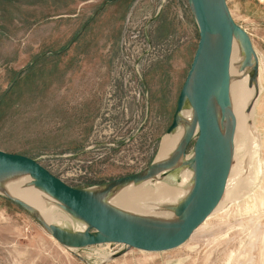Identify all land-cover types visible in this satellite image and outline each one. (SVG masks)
Masks as SVG:
<instances>
[{"label":"rangeland","instance_id":"obj_1","mask_svg":"<svg viewBox=\"0 0 264 264\" xmlns=\"http://www.w3.org/2000/svg\"><path fill=\"white\" fill-rule=\"evenodd\" d=\"M225 1L250 39L256 77L243 129L236 133L235 120L231 125L221 209L172 250L121 244L68 250L0 197V264H264V0ZM197 43L187 0H0V151L30 158L80 190L148 169L172 124ZM166 177L160 182L177 191L169 210L189 182ZM154 183L140 186L153 190ZM57 209L66 221L52 225L84 230Z\"/></svg>","mask_w":264,"mask_h":264},{"label":"water","instance_id":"obj_2","mask_svg":"<svg viewBox=\"0 0 264 264\" xmlns=\"http://www.w3.org/2000/svg\"><path fill=\"white\" fill-rule=\"evenodd\" d=\"M198 29V43L185 82L179 92L171 133L177 126V115L185 103L193 115L196 138L191 166L192 182L187 196L174 207V220L151 222L129 215L102 202L88 190L74 189L34 160L0 151V178L26 176L35 189L49 196L73 219L84 225L81 232L64 231L54 225L46 226L30 208L10 197L0 196L29 213L60 246L80 250L102 244H121L145 252H163L184 244L218 206L231 169L233 156V112L229 100V62L231 46L237 38L244 53L243 69L249 65V86L256 77L254 52L247 34L237 26L225 0H187ZM251 63V64H250ZM216 104L225 109L224 128L218 119ZM189 135L185 148L192 139ZM185 148L182 154H184ZM174 162L153 163L148 169L119 178L98 187L105 193L123 187L140 185L156 176L166 177ZM120 256L117 254L114 258Z\"/></svg>","mask_w":264,"mask_h":264},{"label":"bare ground","instance_id":"obj_3","mask_svg":"<svg viewBox=\"0 0 264 264\" xmlns=\"http://www.w3.org/2000/svg\"><path fill=\"white\" fill-rule=\"evenodd\" d=\"M243 62L244 53L242 46L239 40L235 38L230 51V85L228 96L236 122V133L243 129V125L247 119V116H243V114L245 109L248 108L247 106L251 103L254 95V84L250 85V89L247 88L250 68L247 67L243 69ZM216 110L218 112V119L225 128L227 123L225 109L216 104ZM195 134L196 127L193 123L192 111L187 103H185L182 110L177 115L176 128L171 133L167 134L161 141L160 150L155 160V163L171 161L175 163L174 166L167 171L168 174L166 179H168L169 182H173L172 180L178 175L189 182L188 189L183 193L180 200L187 196L192 182L191 166L187 165L191 157H185L182 152L185 148L184 144L187 137L189 135L195 136ZM186 169H189V171ZM160 176L161 175H158L154 179L142 183L146 184L147 182L154 181L153 190H146L143 186L139 185L140 187H123L122 190L110 191L109 193H105L98 187L90 188L88 191L107 204L112 200L113 204L116 205L120 211H131L132 214H136L133 216L141 217L151 222H168L175 218L172 209L165 210V207L171 204L174 197L177 195V191L168 188L166 184L160 182V180L164 178ZM0 196L10 197L26 204L33 214L46 226L66 221V217L58 212L59 209H57V207L60 208V205L46 194L35 189L32 185V179L29 177L10 176L0 178ZM223 205L224 200H220L216 209H221ZM74 231L81 232V230Z\"/></svg>","mask_w":264,"mask_h":264}]
</instances>
